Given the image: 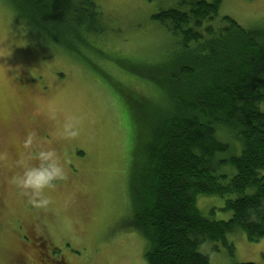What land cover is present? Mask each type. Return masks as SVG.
<instances>
[{
  "label": "rangeland",
  "instance_id": "rangeland-1",
  "mask_svg": "<svg viewBox=\"0 0 264 264\" xmlns=\"http://www.w3.org/2000/svg\"><path fill=\"white\" fill-rule=\"evenodd\" d=\"M92 1L102 12L96 21L84 0H44L59 3V21L41 30L43 19L34 16L35 25L23 0H0V264H149L148 239L130 226L131 168L137 144L139 155L171 101L168 78L184 51L151 15L180 0ZM223 15L264 27V0H222ZM70 31L80 34L72 50L62 36ZM69 115L79 133L62 139ZM226 133L230 153L240 154L241 142ZM48 148L64 177L43 190L48 203L36 207L11 177L22 172L19 160L38 163L35 154ZM225 200L200 194L197 204L209 218L228 219ZM227 239L232 250L222 241L202 244L210 264H264V237L250 241L238 229Z\"/></svg>",
  "mask_w": 264,
  "mask_h": 264
},
{
  "label": "trees",
  "instance_id": "trees-1",
  "mask_svg": "<svg viewBox=\"0 0 264 264\" xmlns=\"http://www.w3.org/2000/svg\"><path fill=\"white\" fill-rule=\"evenodd\" d=\"M23 1L35 25L34 16L43 19L41 30L59 21V3ZM84 2L91 4L92 20L102 16L92 0ZM221 2L180 0L151 15L184 51L168 78L171 101L139 155L137 144L131 168L130 226L148 239L149 264H210V255L201 251L205 242L222 241L232 250L230 232L241 229L250 241L264 237V27L219 18ZM62 33L68 48L76 49L79 32ZM225 130L241 142L240 154L230 153L232 135ZM225 166L235 173L220 172ZM200 194L226 197L231 217L205 216L197 204Z\"/></svg>",
  "mask_w": 264,
  "mask_h": 264
},
{
  "label": "clouds",
  "instance_id": "clouds-1",
  "mask_svg": "<svg viewBox=\"0 0 264 264\" xmlns=\"http://www.w3.org/2000/svg\"><path fill=\"white\" fill-rule=\"evenodd\" d=\"M51 118L55 119V114H51ZM75 117L69 115L65 118L62 128L58 130L60 137L74 138L78 135L79 129ZM32 143V135L30 134L25 141L27 147ZM38 163L31 164L25 159L18 161L22 168V172L11 177V182L24 191L29 197V203L36 207H41L48 203L47 198L43 195V190L51 186V182L64 177V168L55 149H41L35 154ZM32 159L31 155L28 157Z\"/></svg>",
  "mask_w": 264,
  "mask_h": 264
},
{
  "label": "flooded vegetation",
  "instance_id": "flooded-vegetation-1",
  "mask_svg": "<svg viewBox=\"0 0 264 264\" xmlns=\"http://www.w3.org/2000/svg\"><path fill=\"white\" fill-rule=\"evenodd\" d=\"M48 258V257H47ZM45 264H47V263H45Z\"/></svg>",
  "mask_w": 264,
  "mask_h": 264
}]
</instances>
